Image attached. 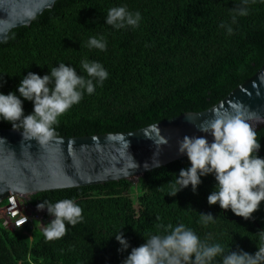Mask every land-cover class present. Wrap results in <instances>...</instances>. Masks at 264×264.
Returning a JSON list of instances; mask_svg holds the SVG:
<instances>
[{
	"label": "trees",
	"instance_id": "trees-1",
	"mask_svg": "<svg viewBox=\"0 0 264 264\" xmlns=\"http://www.w3.org/2000/svg\"><path fill=\"white\" fill-rule=\"evenodd\" d=\"M126 5L141 13L136 28L116 29L105 23L109 9ZM248 9L246 16L235 10ZM221 25H224L223 27ZM231 28V33L228 28ZM96 37L106 41L101 51L89 48ZM84 60L97 61L109 73L93 94L58 117L54 136H84L130 132L186 112L209 109L250 79L264 65V3L251 0H58L30 26L13 29L0 43V92L16 91L28 72L41 76L63 62L89 77ZM95 84V81H94ZM25 114L33 110L24 101ZM0 128H12L0 121ZM264 157V128L257 132ZM187 157L148 171L138 181L123 179L103 185L74 187L33 194L34 208L48 200H74L83 219L60 239L47 240L46 224L53 219L43 210L44 228L32 220L8 228L0 218V264H122L134 247L151 235H165L184 224L208 243L229 250L255 253L264 246V202L245 220L219 205H209L214 176L168 196ZM7 204L5 200L0 205ZM200 213H212L205 225ZM120 230L130 248L114 235ZM217 257L214 264H220Z\"/></svg>",
	"mask_w": 264,
	"mask_h": 264
},
{
	"label": "clouds",
	"instance_id": "clouds-1",
	"mask_svg": "<svg viewBox=\"0 0 264 264\" xmlns=\"http://www.w3.org/2000/svg\"><path fill=\"white\" fill-rule=\"evenodd\" d=\"M242 2L247 4L249 0ZM259 2L264 3V0ZM235 13L246 16L248 9L241 7ZM141 19L139 11H129L126 5H122L109 9L105 23L116 29L136 28ZM231 31L229 27L228 32ZM88 47L105 51L107 44L103 37H92ZM81 67L88 79L79 75L71 64L63 62L43 76L28 72L20 80L16 91L0 92V121L10 123L14 130L21 132L25 141L35 139L40 145L47 144L55 134L53 126L57 124L58 117L79 103L85 92L93 94L96 85L108 78L109 73L97 61L84 60ZM24 101L33 104L29 114H25ZM200 131L204 135L184 136L178 141V152L187 156L190 166L182 168L175 176L167 195L174 197L189 186L195 193L202 177L212 175L216 184L207 197L208 204H218L221 209H230L236 216L251 219L264 202V157L258 155L261 144L257 132L240 113L231 116L217 114ZM209 134L213 137L211 142L207 138ZM37 209H46L53 217L44 228V236L49 241L62 238L67 233L66 225L74 227L83 219L82 208L72 199L55 203L44 200L37 205ZM200 215L205 225L217 218L212 213ZM169 229L167 234L151 235L145 243L132 248L122 264H214L217 257H221L220 264H264V246H260L255 253L242 249L226 253L224 246L202 241L184 224L169 225ZM259 235L264 239V230ZM114 237L121 246L118 251L125 252L130 248L121 230Z\"/></svg>",
	"mask_w": 264,
	"mask_h": 264
},
{
	"label": "water",
	"instance_id": "water-1",
	"mask_svg": "<svg viewBox=\"0 0 264 264\" xmlns=\"http://www.w3.org/2000/svg\"><path fill=\"white\" fill-rule=\"evenodd\" d=\"M58 0H0V43L15 28L30 26ZM242 114L254 130L264 128V65L214 106L186 112L130 132L53 136L45 145L0 128V204L10 195L33 194L111 181H138L148 171L187 157L178 152L184 136L220 116ZM209 142L213 137L208 135ZM31 208L38 210L37 208Z\"/></svg>",
	"mask_w": 264,
	"mask_h": 264
},
{
	"label": "built area",
	"instance_id": "built-area-1",
	"mask_svg": "<svg viewBox=\"0 0 264 264\" xmlns=\"http://www.w3.org/2000/svg\"><path fill=\"white\" fill-rule=\"evenodd\" d=\"M38 211L31 208L26 202V199L18 195H10L5 205L4 223L8 228H20L32 220H38L45 226L43 211Z\"/></svg>",
	"mask_w": 264,
	"mask_h": 264
},
{
	"label": "rangeland",
	"instance_id": "rangeland-1",
	"mask_svg": "<svg viewBox=\"0 0 264 264\" xmlns=\"http://www.w3.org/2000/svg\"><path fill=\"white\" fill-rule=\"evenodd\" d=\"M4 213H5V205L4 206L0 205V218H3L5 216ZM39 225L41 228H44V225L42 223H39Z\"/></svg>",
	"mask_w": 264,
	"mask_h": 264
}]
</instances>
